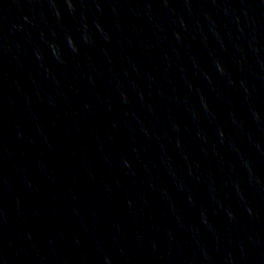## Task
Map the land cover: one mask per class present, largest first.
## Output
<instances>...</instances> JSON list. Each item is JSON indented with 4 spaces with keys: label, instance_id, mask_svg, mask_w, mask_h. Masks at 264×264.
<instances>
[{
    "label": "water",
    "instance_id": "water-1",
    "mask_svg": "<svg viewBox=\"0 0 264 264\" xmlns=\"http://www.w3.org/2000/svg\"><path fill=\"white\" fill-rule=\"evenodd\" d=\"M0 264H264V0H0Z\"/></svg>",
    "mask_w": 264,
    "mask_h": 264
}]
</instances>
